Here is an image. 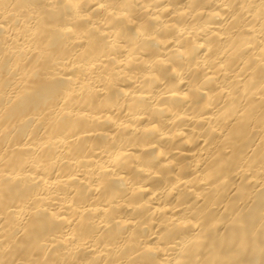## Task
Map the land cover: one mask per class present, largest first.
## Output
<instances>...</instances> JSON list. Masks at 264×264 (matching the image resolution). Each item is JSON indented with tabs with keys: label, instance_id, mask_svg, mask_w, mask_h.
Returning <instances> with one entry per match:
<instances>
[{
	"label": "bare ground",
	"instance_id": "6f19581e",
	"mask_svg": "<svg viewBox=\"0 0 264 264\" xmlns=\"http://www.w3.org/2000/svg\"><path fill=\"white\" fill-rule=\"evenodd\" d=\"M0 264H264V0H0Z\"/></svg>",
	"mask_w": 264,
	"mask_h": 264
}]
</instances>
